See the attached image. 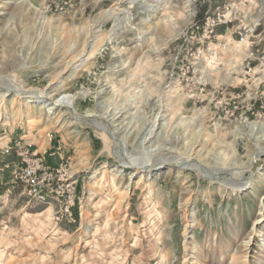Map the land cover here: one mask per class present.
<instances>
[{
	"label": "rangeland",
	"instance_id": "rangeland-1",
	"mask_svg": "<svg viewBox=\"0 0 264 264\" xmlns=\"http://www.w3.org/2000/svg\"><path fill=\"white\" fill-rule=\"evenodd\" d=\"M9 86L113 117L120 151L135 161L194 164L141 173L63 107L47 116L6 94L7 163L22 165L26 151L65 166L77 200L75 221L55 227L26 194L5 193L0 264H264V156L250 167L264 149V0H0V93ZM251 123L260 131L245 137ZM64 144L68 158L48 163ZM86 145L81 166L74 150Z\"/></svg>",
	"mask_w": 264,
	"mask_h": 264
},
{
	"label": "bare ground",
	"instance_id": "bare-ground-1",
	"mask_svg": "<svg viewBox=\"0 0 264 264\" xmlns=\"http://www.w3.org/2000/svg\"><path fill=\"white\" fill-rule=\"evenodd\" d=\"M156 15L152 16V19H154ZM240 44V43H239ZM87 44L84 45V48L86 47ZM84 48L81 50L84 52ZM94 47L88 46L86 47V53L90 55L92 53ZM82 63H84V60H82ZM81 65V64H79ZM11 94L12 99H26L27 101L29 100H35L36 101V109L39 112H42V110H45V113L47 116H51L55 114L57 109L59 107H63L64 109L68 110L69 113L72 115L74 121L79 122V121H85L88 123L90 126H92L94 129L98 130L100 133H103L105 135V144L107 147H109L114 154H117L120 159L121 163L123 166H131L137 170H139L141 173H148L151 169L152 170H157L163 165H168L169 167H178V168H189L192 167L191 165L194 164L192 159L190 158H180V157H171V158H166V157H158L156 159H149L148 162H138L137 160L135 161L134 159H131L127 156V154H124L122 151H120L119 148V141L117 140L116 137V129L114 127V118L112 117L111 119H107L106 116L100 114V115H93V114H87L84 116H80L77 114V112L73 109V106L71 102L66 100H53L52 94L50 93H41V92H35L32 90H22L19 87L16 86H9L8 89L4 90L3 92L0 93V98L3 100V98L6 97V94ZM163 102V95L160 96L159 98ZM12 101V100H11ZM26 101V102H27ZM13 103V102H12ZM33 116V115H32ZM32 116L25 115V119L28 123L32 122ZM160 120V115L156 116L154 121L152 122L151 129L148 132V135L150 136L154 129L158 126V121ZM262 126V125H261ZM247 132H245L244 135L251 136L260 131V126L257 123H251L248 127ZM251 133V135H248ZM243 136V137H244ZM256 139V138H255ZM259 148V147H258ZM264 156V149H257L252 152V159H251V172L252 174L254 172H257L260 169V157ZM197 172L201 173L204 171L202 165L198 166L195 168ZM102 179L105 178L104 174L101 175ZM101 179V180H102ZM109 181H114V178L112 176L109 177ZM248 180L244 181L243 184L240 185L244 186L246 185ZM203 262V256L200 258H197L193 264H202Z\"/></svg>",
	"mask_w": 264,
	"mask_h": 264
},
{
	"label": "built area",
	"instance_id": "built-area-1",
	"mask_svg": "<svg viewBox=\"0 0 264 264\" xmlns=\"http://www.w3.org/2000/svg\"><path fill=\"white\" fill-rule=\"evenodd\" d=\"M213 31V24L209 21L203 27V35L207 38ZM253 31V29H252ZM0 155L7 157L11 155L10 147L6 146L0 149ZM22 165L13 167L12 181L19 182L24 188L28 203L36 205L56 206L53 211L52 221L54 226L58 224H72L75 219L73 208L76 205V186L75 181L70 179V173L65 166L53 168L46 165L41 158L33 160L35 153L27 154L22 152ZM30 156V157H29ZM11 165L4 163L0 169V178L3 169H8Z\"/></svg>",
	"mask_w": 264,
	"mask_h": 264
},
{
	"label": "crops",
	"instance_id": "crops-1",
	"mask_svg": "<svg viewBox=\"0 0 264 264\" xmlns=\"http://www.w3.org/2000/svg\"><path fill=\"white\" fill-rule=\"evenodd\" d=\"M10 141H11V139H9L3 146H0V149L4 148L6 146H9ZM48 145H46V146H48L47 149H51L50 142L48 143ZM68 146H66L65 144L62 145V147H63L62 150L60 149V146H57V147L55 146L54 147L55 151L54 152H49L48 155H47L48 156V159H47L48 163L53 164V166H55V167L58 166L57 164L60 163L61 160L64 157H66V154H67V152L69 150ZM79 146H78V148H79ZM81 148H83V147H80L79 150H81ZM85 148H86V151L85 152L83 151L81 154L79 153V150H78V152H77V149L74 150V153L76 155H78L79 157L82 156V162L79 161L81 166L84 165L86 162H89V160H90V155L88 154L90 150L87 149V145H86ZM47 149H44L43 152H46ZM37 151L38 150H36L35 152L37 153ZM66 158H68V156ZM69 158L72 159V157H70V156H69ZM83 161H84V163H83ZM7 162H8V160L6 159V157H2L0 155V169L2 168L4 163H7ZM10 163L15 165L14 162H10ZM77 164H78V161H77ZM13 167L14 166L10 167L7 170L2 171V173H1V178H0V202H1V200H3L2 197H4L5 193H7V192L9 193L10 189H18L20 191L19 192L20 195L25 196V191H24L23 186L20 183H14L11 180V173L13 171ZM81 170H83V169L82 168H80V170L78 169V171H81ZM78 171H72V172H78ZM27 204H29V203L25 202L26 206H27ZM37 207H40V211H43V212H45L47 210V212L49 214V217L52 215V212H51L52 209L50 210L49 208H46L45 205H38ZM29 215H32L34 218H36L37 216L40 215V213H30ZM63 226L67 227L68 225L64 224Z\"/></svg>",
	"mask_w": 264,
	"mask_h": 264
}]
</instances>
